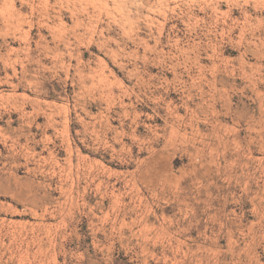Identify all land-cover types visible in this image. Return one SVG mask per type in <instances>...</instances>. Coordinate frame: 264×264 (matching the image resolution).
<instances>
[{
	"label": "rangeland",
	"instance_id": "1",
	"mask_svg": "<svg viewBox=\"0 0 264 264\" xmlns=\"http://www.w3.org/2000/svg\"><path fill=\"white\" fill-rule=\"evenodd\" d=\"M0 264H264V0H0Z\"/></svg>",
	"mask_w": 264,
	"mask_h": 264
}]
</instances>
